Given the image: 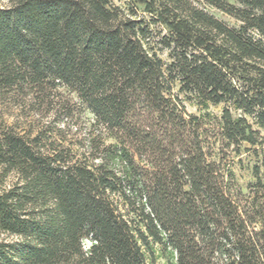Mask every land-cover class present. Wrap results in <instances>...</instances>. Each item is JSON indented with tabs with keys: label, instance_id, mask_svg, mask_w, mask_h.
Returning a JSON list of instances; mask_svg holds the SVG:
<instances>
[{
	"label": "trees",
	"instance_id": "16d2710c",
	"mask_svg": "<svg viewBox=\"0 0 264 264\" xmlns=\"http://www.w3.org/2000/svg\"><path fill=\"white\" fill-rule=\"evenodd\" d=\"M128 1L0 0V264H264L260 169L241 207L225 165L264 147V0Z\"/></svg>",
	"mask_w": 264,
	"mask_h": 264
},
{
	"label": "rangeland",
	"instance_id": "374dc122",
	"mask_svg": "<svg viewBox=\"0 0 264 264\" xmlns=\"http://www.w3.org/2000/svg\"><path fill=\"white\" fill-rule=\"evenodd\" d=\"M192 1L199 7L206 9L209 13H211L218 19L226 22L230 26L233 27V26L239 25L236 19L232 18L229 15L222 13L221 11H219L218 9L214 7H211L205 2L201 0H192ZM4 3H6V0H1V4H4ZM114 3L117 6H120L123 9H126L129 1L128 0H114ZM153 29L155 31V37H156L155 41H158V39L160 38L159 35L163 30L159 26H155L153 27ZM163 33L164 32H162V34ZM159 54L161 55V57L164 59L166 63L170 62L169 53L167 51L162 50L159 52ZM173 93L175 95H178V97L183 101L186 113L189 115L200 116L206 112H210L216 116H219L222 113L223 105L217 106V107L210 106L208 110H205L202 107L197 105L196 101L192 98V96L184 94V93H180L179 85L175 86ZM59 101H60L59 99L58 100L57 98L55 99V102H54L55 107L59 106L60 104ZM28 110L29 108L27 109V112H20L21 110H18V109L13 111L15 118L19 119V123L21 124L27 123V125H29L28 123L32 122L35 125H40V126L50 125L56 129L62 128L66 139L74 143L75 145L78 144L79 140L82 137H84L85 132H86L85 128L88 125V119H92L90 115H87V118L86 116H82V119L77 121L78 123H76V119H73V121L70 122V127L68 128L67 126H64L62 122H57V118L55 116L57 114H55V111L51 112V114L46 113L45 116H42L39 114L36 115L33 110H30V111ZM13 120L15 119L13 118ZM263 134H264V131H263ZM245 147H249V146L245 145L243 149ZM225 165L228 167H231L237 177L238 195L233 193L234 195L233 199L237 201L241 207H249L253 198L255 197L258 198L261 195V193H258L256 191L257 189L255 187L256 178L254 176V168L258 167L260 169L261 179H262V182L264 183V147L252 148L250 152H244L238 157H235L234 155L231 154L225 160ZM0 239H13V238L0 234ZM159 264H164V262L161 261Z\"/></svg>",
	"mask_w": 264,
	"mask_h": 264
}]
</instances>
